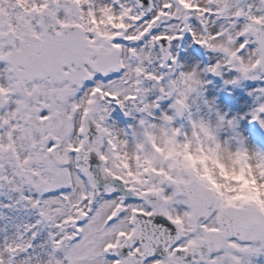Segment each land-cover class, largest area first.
I'll use <instances>...</instances> for the list:
<instances>
[{
  "label": "snow or ice",
  "instance_id": "snow-or-ice-1",
  "mask_svg": "<svg viewBox=\"0 0 264 264\" xmlns=\"http://www.w3.org/2000/svg\"><path fill=\"white\" fill-rule=\"evenodd\" d=\"M257 137L264 0H0V264H264Z\"/></svg>",
  "mask_w": 264,
  "mask_h": 264
}]
</instances>
